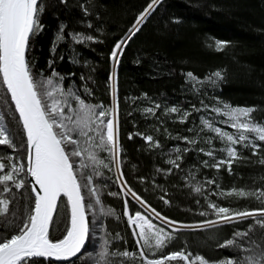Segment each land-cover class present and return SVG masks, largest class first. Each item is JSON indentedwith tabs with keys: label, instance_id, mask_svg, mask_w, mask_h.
<instances>
[{
	"label": "trees",
	"instance_id": "obj_1",
	"mask_svg": "<svg viewBox=\"0 0 264 264\" xmlns=\"http://www.w3.org/2000/svg\"><path fill=\"white\" fill-rule=\"evenodd\" d=\"M149 3L150 0H44L45 12L41 18L44 29L33 42V72H42L47 77L55 69L65 77V88L78 90L89 104L114 106L111 93L118 88V136L124 148V178L133 191L162 216L179 221L180 225H196L206 219L199 215L205 210V201L203 196L193 191V186L203 184L205 178H216L225 190L232 187L245 190L264 188V180L260 179L264 176V165L256 163L260 156H264V142L257 141L261 145L258 156H252L251 150L236 145L238 152L247 159L234 162L231 175L226 166L219 171L205 168L203 161L208 160L209 164L214 161L198 150H208L209 145L204 141L212 137L216 159L225 158V153L220 151L225 144L201 123L202 120L224 132L238 135L230 126L228 116L212 110L222 106L221 102L233 107H255L252 117L255 121L264 122V0H161L141 30L128 42L117 66L110 59L114 45L126 37L128 29ZM61 25L65 26L64 40L57 42ZM73 34L91 35L96 39L76 43L72 39ZM215 41L227 44L222 50H217ZM49 60L53 61L52 68L48 67ZM216 71L222 72L224 79L213 85L208 77ZM189 72L196 79L189 78ZM113 73L116 81L110 80ZM85 86L91 90V95L85 94ZM155 104L160 105L155 115L144 112ZM193 105L199 111L194 110ZM171 107L191 112V115L181 123L180 113L167 111ZM0 112L7 117L9 110L0 104ZM9 126L22 135L15 121H10ZM135 133L153 136L160 146H150ZM129 134H133L132 139L128 138ZM185 136L196 138L197 144L194 147L186 144L180 139ZM176 147H193V150L183 153L180 168H172L168 173L167 169L172 166L166 161L177 155L174 152ZM0 149L11 153L6 146H0ZM98 155L101 159L107 158L106 152H98ZM157 169L164 171L158 172ZM100 171L103 175L96 176L94 183L100 188L105 210L111 209L115 215H104L98 211L100 206L97 205L93 209L96 217L89 215L95 226L90 233L87 251L69 262L39 259V264H96L106 239L111 240V253L125 249L137 251L136 239L124 215V199L127 198L128 207L133 212L144 210L131 196H124L114 182V170L110 172L100 168ZM204 189L205 192L211 191L215 185L209 188L205 184ZM14 192L18 204H14L13 211H17L25 204L20 194L27 196L28 193L25 189H14ZM165 192L169 203L160 199ZM198 199L200 204L196 203ZM211 199L232 208L260 206L254 198L232 196L217 199L212 196ZM61 200L66 201V198L61 197ZM68 212L66 204H59V219L57 221L54 215L55 223L50 228L51 239L63 237ZM150 219L158 228L171 231L160 220ZM249 223L252 221L224 226L219 230L173 232L176 238L163 249V253L157 252L156 255L185 248L193 255L199 253L209 260L232 256L234 253L227 249L217 248V242L228 238L233 228H245ZM116 233L123 240L113 239ZM146 254L152 258L151 252ZM108 259L113 264H129L127 258L118 255H110Z\"/></svg>",
	"mask_w": 264,
	"mask_h": 264
},
{
	"label": "snow or ice",
	"instance_id": "obj_2",
	"mask_svg": "<svg viewBox=\"0 0 264 264\" xmlns=\"http://www.w3.org/2000/svg\"><path fill=\"white\" fill-rule=\"evenodd\" d=\"M160 2L161 0H150L128 29L126 37L114 45L110 59L117 66L128 42L141 30ZM84 11L87 14L86 8ZM44 12V0H0V104L9 110L7 117L4 112H0V146L11 150L8 153L5 149H0V264H39L38 258L68 261L73 257L79 258L78 254H82V249L87 251L86 242L95 226L89 220L90 214L96 217L93 209L99 205V212L115 215L111 209L105 210L100 188L94 183L96 176L103 175L100 168L110 172L114 170V182L119 185L124 196H131L144 211L133 212L128 207L127 198L124 199V215L136 239L137 251L125 249L111 253V240L106 239L96 264H113L108 259L110 255L125 257L129 264H264V188L245 190L232 187L225 190L220 187L216 178H205L203 184L193 186V191L203 196L205 201V210L200 211L199 215L206 219L196 225H180L179 221L162 216L148 201L133 191L124 178V148L119 143L118 136V88L111 93L114 106L89 104L78 90L65 88V77L55 69L47 77L42 72H33V42L44 29L41 23ZM64 27L61 25L57 33V42L64 40ZM72 39L76 43H84L96 38L73 34ZM226 44L227 42L215 41L217 50H222ZM55 47L54 43L53 53ZM52 64L53 61L49 60L48 67L52 68ZM187 76L196 79L190 72ZM223 79L220 71L208 77L213 85ZM110 80H117L115 73L111 74ZM84 92L86 95L92 94L86 86ZM221 105L212 110L228 116L230 126L236 129L238 135L224 132L213 127L209 121L202 120L201 123L215 132L216 138L225 144L220 149L225 153V158L216 159L212 137L204 141L209 145L208 150H198L214 161L211 164L208 160L203 161L205 168L211 167L219 171L226 166L231 175L232 164L247 159L238 152L236 145L251 150L252 156H258L261 145L257 141L264 142V122L255 121L252 117L255 107H233L223 102ZM159 108L160 105L155 104L154 107L144 109V112L155 115ZM193 109L199 111L195 105ZM167 111L180 113L181 123L186 122L191 115V112H181L177 107H171ZM10 121H15V126L22 135L13 131L9 126ZM132 135L129 134L128 138L132 139ZM135 135L142 136L152 147L160 146L151 135ZM180 139L193 147L197 144L196 138L185 136ZM193 147H176L174 152L177 155L166 161L172 166L167 172L171 173L172 168L179 169L183 153L192 151ZM98 152H106V160L101 159ZM256 163L264 165V156H260ZM260 179L264 180V176ZM205 184L209 188L215 185V189L205 192ZM14 189H25L28 193L27 196L20 194L25 204L17 211H13L14 204H18ZM166 195L165 192L160 199L169 203ZM212 196L217 199L232 196L238 199L254 198L260 206L252 209L232 208L218 204L211 199ZM61 197L66 198V201H62ZM196 203L200 204V200H196ZM59 204H66L69 212L63 237L53 240L50 238V227L55 223L54 215L57 221L59 219ZM150 217L160 220L171 231L158 228ZM249 220L252 223L247 227L233 228L228 238L216 244L217 248L234 253L232 256L209 260L199 253L193 255L185 248L156 255L157 252L163 253V249L176 238L172 233H178L181 227L219 230L224 226L243 224ZM113 239L123 240V237L116 233ZM147 252H151L152 258H149Z\"/></svg>",
	"mask_w": 264,
	"mask_h": 264
},
{
	"label": "water",
	"instance_id": "obj_3",
	"mask_svg": "<svg viewBox=\"0 0 264 264\" xmlns=\"http://www.w3.org/2000/svg\"><path fill=\"white\" fill-rule=\"evenodd\" d=\"M28 179L31 180V177H29ZM87 244H88V241L86 242V247H87ZM83 252H84V250L82 249V254H83ZM82 254H78V257H80ZM34 259H36V258H34ZM38 259H43L45 261H52V262H55V263H65V262H69V261L75 260V259H77V257L70 258L68 261H56L53 258H38Z\"/></svg>",
	"mask_w": 264,
	"mask_h": 264
},
{
	"label": "rangeland",
	"instance_id": "obj_4",
	"mask_svg": "<svg viewBox=\"0 0 264 264\" xmlns=\"http://www.w3.org/2000/svg\"><path fill=\"white\" fill-rule=\"evenodd\" d=\"M231 124V121H230ZM179 226V225H178ZM188 229H192V228H187V227H181L180 230H188Z\"/></svg>",
	"mask_w": 264,
	"mask_h": 264
}]
</instances>
